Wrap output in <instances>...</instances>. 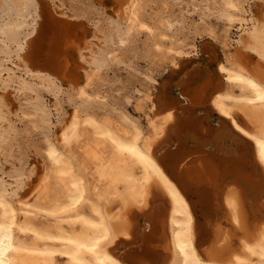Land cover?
<instances>
[{
  "label": "bare ground",
  "instance_id": "1",
  "mask_svg": "<svg viewBox=\"0 0 264 264\" xmlns=\"http://www.w3.org/2000/svg\"><path fill=\"white\" fill-rule=\"evenodd\" d=\"M42 1L0 0V81L23 95L36 92L27 104L32 103L31 108L40 112V120L48 126L50 110L39 90L55 94L68 82L76 90L69 96L76 107L57 128L56 139L47 138L49 167L31 178L28 188L14 198L17 192L8 191L0 179V264H264V64L259 69L243 62H250L254 55L264 63V12L261 19L256 17L247 7L250 0H212L203 8L209 14L219 12L226 30L238 32L234 41L241 47L239 62L232 61L225 48L222 59L210 54V69L221 77L211 105L253 141L258 168L253 165L242 174L240 167L233 165V172L220 175L203 153L192 155L188 150L187 160L171 165L172 169L187 174L198 171L191 173L192 177L208 183L190 203L160 163L161 158L168 160L170 147L159 140L176 120L175 109L160 111L158 96L152 100L149 91L138 90L141 105L151 101L144 131L126 115L107 111L100 117L88 91L105 66L118 61L121 53L137 42L140 32L156 35L155 26L143 16L146 0H127L121 11L123 21L108 16L107 26L100 28L98 20L91 35L82 28L80 35L86 40L79 47V58L85 65L84 79L77 86L71 82L74 77L62 51L79 33L71 27L61 30L45 9L51 17L37 38L42 27ZM192 5L197 7L195 0ZM87 9L60 14L91 21ZM164 25L153 45L165 58H171L173 66L179 65L176 57L198 53L196 43L171 34L172 21L167 19ZM228 39L230 36L222 41L225 46ZM229 45L233 43L229 41ZM15 58L24 73L38 82L17 75L10 66ZM49 62L51 68L42 67ZM189 99L186 114L192 120L189 109L200 102L192 95ZM238 111L258 126L240 122ZM202 125L197 122V129L206 132ZM178 134L175 139L181 142ZM9 137V131L0 129V147ZM83 140L86 142L80 146ZM74 145L84 147L81 166L71 153ZM237 155L242 163L248 159L239 152ZM38 216L45 220L36 222ZM134 246L136 249L129 250Z\"/></svg>",
  "mask_w": 264,
  "mask_h": 264
},
{
  "label": "rangeland",
  "instance_id": "2",
  "mask_svg": "<svg viewBox=\"0 0 264 264\" xmlns=\"http://www.w3.org/2000/svg\"><path fill=\"white\" fill-rule=\"evenodd\" d=\"M46 1L60 13L66 11L71 14L80 8H88V17L91 18V21L86 17L80 18L89 26L88 35L94 33L93 23L98 20L102 23L100 28H105L108 16L123 21L121 11L127 2V0ZM250 1L247 7L250 6L254 15L261 19L264 12V0ZM211 2L212 0H195L197 7L194 8L192 0H146L147 5L143 16L148 23L155 26L156 35L150 36L145 32H140L137 42L123 51L118 61L108 63L97 76L95 83L88 88L94 109L100 117H104L107 111L116 116L126 115L142 126L144 131L147 129L146 113L149 111L151 101L141 105L138 100L140 94L138 90L149 91L152 94V100H156L164 77L171 68L178 67L173 66L171 58H165L164 52L157 50L153 45L154 40L161 37L157 32L163 31L164 22L167 19L174 23L173 30L170 31L171 34H176L177 38L183 39L186 43H196L198 53L191 57L199 58L202 43L210 39L219 48V59L224 56L223 48L230 51L232 61L239 62L242 59L238 55L241 47L234 41L238 37V32L235 29L226 30V22L219 16V12L215 11L213 14H209L207 9H203L207 4L211 5ZM118 13L120 16L116 17ZM97 34L103 35V32H97ZM212 36L215 39H212ZM227 36H230V39L227 40L228 44L225 46L222 41ZM85 40L86 38L82 39L81 35L74 36L71 46L63 48L62 51L71 67L74 77L71 82L75 86L82 83L84 79L85 65L79 58V47L85 43ZM229 41L233 45L230 46ZM182 58L184 57H176L175 60L179 64ZM250 59V62L244 60L243 62L252 67L256 64L259 69L264 64L258 62L254 55ZM213 61L216 65L217 60ZM19 62L15 58V64L10 63L17 75L34 84L38 82V79L24 73L22 67L18 65ZM5 74H7L6 71ZM5 74L3 76H6ZM67 83L55 94L46 89L39 90L38 94L43 99L46 108L50 110V125L48 126L44 120H40V112L31 108L32 103L27 104L28 101L34 100L36 92L23 95L17 93L13 87H4L0 81V129H6L10 134L9 142L0 147V179L8 191L17 192L16 195H13L14 198L18 197V193L28 188L31 178L49 167V161L45 155L46 140L47 138L56 139L57 128L76 107L69 97L76 94V90ZM236 116L243 124L258 126L257 121L248 118L241 111H238ZM85 142L86 140H83L79 145L81 146ZM80 146L74 145L71 153H73L77 164L81 166L84 147ZM21 173L23 175L20 177ZM88 177L90 178V175ZM34 220L41 222L45 219L38 216Z\"/></svg>",
  "mask_w": 264,
  "mask_h": 264
},
{
  "label": "water",
  "instance_id": "3",
  "mask_svg": "<svg viewBox=\"0 0 264 264\" xmlns=\"http://www.w3.org/2000/svg\"><path fill=\"white\" fill-rule=\"evenodd\" d=\"M42 3L45 8L41 7L42 19L40 23L42 27L37 32V38L44 33L43 24L51 16L54 18L55 23L61 27V30L71 27L72 32H78L77 35H80L82 28H86L87 33H89V26L84 20L66 18L60 12L57 14L46 0H43ZM45 9L50 11L51 16ZM199 52V58L184 57L180 59L177 68H171L159 87L156 100L160 111L165 107H172L175 109L174 116L176 117V120L167 127L166 134L159 140L162 146L167 145L170 147L166 156L168 160L164 161L161 158L160 163L190 203L197 198L201 191L206 189L205 185H208V183L202 178L194 179L192 177L191 173L195 174L198 171L191 172L189 170L187 174L183 170L176 171L172 169L171 165L177 166L182 160H187L188 150L193 152L192 155H194V152L203 153L202 155L217 167L216 170L220 175L221 173H228L230 170L233 172L231 169L233 165L240 167L242 174L252 170L253 165L258 168L257 160L253 155L255 151L253 141L235 130L229 121L219 115L211 105L214 88L218 84V80L221 81V77L217 72L210 69L212 65H209V61L211 56H220L218 46L207 40L202 43ZM52 66V62H49L42 67L51 68ZM190 95L196 97L200 102L198 106H193L194 108L190 106L192 108L189 109V116L194 117L192 120L186 114L187 105L191 104ZM197 122H202V128H206V132L197 129ZM176 133L180 134L179 139H181V142L177 141ZM238 152L248 157L246 162H241L242 160L237 155ZM237 161L241 164H235ZM172 171L174 175H172ZM197 179L200 183L196 182ZM194 211L199 219L198 212ZM136 247H130L129 250H134Z\"/></svg>",
  "mask_w": 264,
  "mask_h": 264
}]
</instances>
